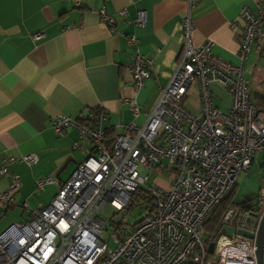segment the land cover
<instances>
[{"label": "built area", "instance_id": "1", "mask_svg": "<svg viewBox=\"0 0 264 264\" xmlns=\"http://www.w3.org/2000/svg\"><path fill=\"white\" fill-rule=\"evenodd\" d=\"M186 1L190 9L194 1ZM98 12L112 32L122 34L114 27L113 14L105 7ZM117 15L125 17L126 9L118 10ZM145 23L146 12L138 10L135 26L142 28ZM232 24L238 29V64L215 55L211 40L195 45L194 22L187 13L180 55L142 126L129 122L111 141L98 125L106 114L97 107L91 108L82 121L66 115L53 119L57 135L73 126L80 141L92 143V152L63 183L50 175L36 178L38 190L53 184L59 187L58 192L44 207L32 209L27 202L22 203L29 218L0 232V264H257L256 236L264 215V187L254 206L228 208L211 237L205 228L218 204L235 187L238 174L250 168L255 153L264 151V119L250 99V84L244 76L249 54L264 52V2L254 11L243 5ZM41 37L33 34L34 39ZM128 37L132 44L137 43L135 33ZM129 59L127 70L133 90L138 92L153 62L138 48ZM214 83L230 94L226 111L219 110L213 101ZM192 86L198 91L196 112L186 105ZM126 101L138 116L136 98ZM18 160L32 167L38 156L29 153ZM152 167L170 171L168 188L141 189ZM6 172L7 168L0 165V174ZM20 186L19 178L12 176L8 188L0 192L1 209L13 202ZM139 194L149 196L143 199L145 212L133 222L128 221V212L119 218L112 216L109 222L114 246L110 247L100 212L107 208L115 214L130 211ZM225 226L253 237L239 233L230 236ZM209 242L214 243L213 260L206 258Z\"/></svg>", "mask_w": 264, "mask_h": 264}, {"label": "crops", "instance_id": "2", "mask_svg": "<svg viewBox=\"0 0 264 264\" xmlns=\"http://www.w3.org/2000/svg\"><path fill=\"white\" fill-rule=\"evenodd\" d=\"M193 1L189 9L186 0H80L78 4L72 0H0V165L7 168L0 174V192L8 188L12 176L21 182L13 202L0 208V232L29 218L23 202L32 209L44 207L58 192L53 184L38 190L36 178L50 175L63 183L92 152V143L80 141L73 126L57 135L52 124L55 117L66 115L82 121L97 107L106 114L98 125L109 140L129 122L143 123L180 55L183 19L188 12L194 22L193 43L211 40L215 55L239 63L238 29L232 23L238 20L243 5L254 11L264 0ZM102 7L114 15V27L122 34L102 22L98 12ZM121 9H126L125 17L117 15ZM138 10L146 12L142 28L134 24ZM36 33L42 37L34 39ZM131 33L138 38L136 44L129 40ZM136 48L153 62L138 92L133 90L127 70ZM257 56L263 58L264 52ZM211 91L217 108L226 111L230 94L217 83L211 85ZM133 96L140 106L138 116L126 101ZM186 105L198 110L196 86L190 87ZM259 117L264 119L262 113ZM29 153L38 156L32 167L18 160ZM232 203L230 207L237 208L255 205Z\"/></svg>", "mask_w": 264, "mask_h": 264}, {"label": "rangeland", "instance_id": "3", "mask_svg": "<svg viewBox=\"0 0 264 264\" xmlns=\"http://www.w3.org/2000/svg\"><path fill=\"white\" fill-rule=\"evenodd\" d=\"M256 56L257 53L255 51H252L249 54L244 71V76L248 79L250 84V95L253 102H255L254 96L256 94L261 95L259 97H264V57L258 58V56ZM143 123L138 126H142ZM263 160L264 151L259 150L255 153L254 160L250 168L238 174L236 178V185L232 193V201L235 204L239 205V203H243L246 205H253L258 202L260 189L264 187V168H260V162ZM159 170L157 171L154 168L150 170L148 180L145 182V185L141 186L143 191H145L147 186L162 187L165 189L169 187L172 174L167 168H164L162 172H159ZM136 200V203L131 206L130 211L123 210L116 212L115 214L113 209L107 208L106 210L100 212L101 217L105 220L107 226V230L104 231V238L108 239L110 247H113L114 244L110 236L113 231V227L109 220L112 216H114V219L119 218L123 213L127 212L129 214V222L136 221L138 218L142 217L146 210L143 199L138 196ZM206 258L213 260L216 259V255L214 253L207 252Z\"/></svg>", "mask_w": 264, "mask_h": 264}, {"label": "trees", "instance_id": "4", "mask_svg": "<svg viewBox=\"0 0 264 264\" xmlns=\"http://www.w3.org/2000/svg\"><path fill=\"white\" fill-rule=\"evenodd\" d=\"M255 104H256V107L258 109L264 108V97H256ZM94 113H95V115H97L98 112H94ZM85 117H86V115L81 120H84ZM92 121H95V118ZM106 135H107V132H106ZM234 188H233V190H234ZM233 190L220 202V204H218V206L216 207V209L214 210L212 215L206 221L205 228H206V231H207V234L209 237H211L212 233H214L216 231V229L219 226L221 219H222L224 213L226 212V210L231 205H233V203L231 201V196H232ZM138 196H140L142 199L149 197V196H145L143 194H139ZM240 205H242V204H240Z\"/></svg>", "mask_w": 264, "mask_h": 264}, {"label": "water", "instance_id": "5", "mask_svg": "<svg viewBox=\"0 0 264 264\" xmlns=\"http://www.w3.org/2000/svg\"><path fill=\"white\" fill-rule=\"evenodd\" d=\"M257 113H262L264 115V110L263 109H258ZM264 167V160L260 163V168ZM224 231L228 234V235H233L235 233H239L245 236H249V237H253V235L242 231V230H235L233 227L230 226H225L224 227ZM256 245H257V264H264V215L261 219L260 225H259V229H258V233L256 236ZM213 248H214V243L213 242H209L207 250L209 253L213 252ZM187 264H194L191 261H188Z\"/></svg>", "mask_w": 264, "mask_h": 264}, {"label": "flooded vegetation", "instance_id": "6", "mask_svg": "<svg viewBox=\"0 0 264 264\" xmlns=\"http://www.w3.org/2000/svg\"><path fill=\"white\" fill-rule=\"evenodd\" d=\"M262 168H264V167H262ZM243 204V203H242Z\"/></svg>", "mask_w": 264, "mask_h": 264}]
</instances>
